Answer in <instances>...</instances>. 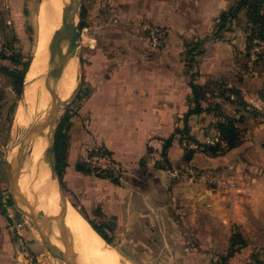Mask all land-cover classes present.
I'll list each match as a JSON object with an SVG mask.
<instances>
[{
    "label": "crops",
    "instance_id": "0c3cea01",
    "mask_svg": "<svg viewBox=\"0 0 264 264\" xmlns=\"http://www.w3.org/2000/svg\"><path fill=\"white\" fill-rule=\"evenodd\" d=\"M14 1L11 14L17 15L25 0ZM131 1L140 2L139 17L168 26L170 34L155 52L145 40L127 41L126 49L111 40L102 48L89 45L78 104L69 117L62 184L77 199L75 209L111 240L116 238L111 233L125 226L162 236L161 225L175 227L183 210L184 235L189 230L201 246L224 254L237 234L245 244L227 264H248L264 248V122L237 104L233 93H221L238 90L247 105L263 101L264 70L247 72L241 63L246 35L224 40L211 34L219 16L237 0ZM188 36L203 39L193 69L184 58ZM192 83L202 110L188 116L191 134L201 140L205 124L237 117L241 142L236 147L217 155L197 151L185 156L176 130L195 105ZM92 139L123 165L122 179L86 169L85 143ZM188 163L211 171V179H173L167 173ZM5 165L8 159L0 152V179ZM5 197L0 196V264H44L32 260L42 244L26 225L16 227L21 219Z\"/></svg>",
    "mask_w": 264,
    "mask_h": 264
},
{
    "label": "rangeland",
    "instance_id": "374dc122",
    "mask_svg": "<svg viewBox=\"0 0 264 264\" xmlns=\"http://www.w3.org/2000/svg\"><path fill=\"white\" fill-rule=\"evenodd\" d=\"M14 2V0H0V64L12 65L15 67V64H13L10 59L11 57H14V59H16V65L18 68H21V63H24L28 60L29 68L37 47V14L39 3L41 2V0H25L22 3L20 2L17 8V11L19 12L17 15L11 14V7ZM139 4V1L131 0H81L77 13H81V10L84 8L86 10V14L84 17L76 16L75 22L80 21L81 23L78 50L81 55L82 67L84 62L83 57L86 50H88L89 45H96L102 48L104 47V45H106L105 43L107 41L111 40L119 43L120 46L124 45L123 47L124 49H126L125 47L127 46V44L125 43H127V41L135 39L145 40L147 42L149 51L155 52L161 50L165 46L168 35L170 34L168 26L153 22L150 18L147 17H139L136 14L138 10H141V6ZM262 5H264V3ZM217 24H219V22H217ZM217 26L213 29L211 34H215L219 38H223L224 40H230L233 35L235 37L239 34L245 35V30L248 27L246 18L242 13H240L236 18L229 16L225 26L221 29H218ZM149 27H159L163 31L164 40L162 46L158 48L151 47L148 29ZM186 41L188 44V48H185L186 50L184 58L187 63L186 65H190L193 69L195 66V61L199 56L203 39L199 37L188 36ZM49 43L45 44V47L48 51ZM61 43L62 53H64L67 51V41L63 40ZM195 45H197L196 49L187 52L190 47L192 48ZM240 54L241 55H239L238 57L239 59H241V63H243L247 67L245 69L247 72H250L251 70L261 72L262 70H264L263 57L253 59L249 55L247 47L244 48V50ZM3 56H5V58H3ZM67 59H70L72 61L75 68L77 65L74 80L75 83L76 78L79 76L78 59L76 56L70 55L67 56V58L64 60L65 62H63L60 67L57 66L58 75L57 77H52L50 79L51 86L52 84L57 83L60 79L63 70L67 66ZM57 67H53L52 69L48 70L49 66L47 65V61L43 60L41 69L36 72L37 86L34 90L30 91L29 94H31L35 90H38V84L43 83V78L48 75L50 71L55 70ZM15 79L16 77L11 78L7 73L0 70V152L5 158L8 152L9 158H12L14 155V152H11L10 150V144L12 143L11 141H13L14 138L15 130L13 129L15 114L18 109H22L23 104H26L25 101L24 103L21 102L23 100L22 97H25L22 95L24 79L21 89L18 93L14 90L12 84L14 83ZM43 87L45 88L44 83ZM219 87L220 89H223L221 86ZM38 96H40V94H38L36 97ZM56 98V95L54 97H51L50 105L51 102ZM77 104L78 98L76 96L67 108H61L59 110V122L57 124L56 131L62 118L65 115H72ZM248 110L250 111V113H253V116H256L260 120L261 116L255 110ZM53 146L55 148V143L53 144ZM16 155L17 154H15V157ZM11 158L10 161L13 162ZM30 168V165L23 166L21 169V174H24V172L28 173ZM11 173L12 170L10 168V165H5L3 178L0 179V196L5 195L6 200H9L10 204L12 205L10 195ZM49 175L51 177L50 172ZM19 179V191L23 193L25 197H27L31 205H35L34 207L38 208L39 199L37 198L38 195L39 198L40 196H42L41 189L39 188V186H33L30 184L20 186ZM47 188L48 187H46L45 189L46 197L44 212L48 206ZM51 188L52 192L54 193V195L51 196V203H54L56 202L58 197L60 199L55 178H51ZM63 189L67 202H69L74 208L79 210L77 199L73 197V195H71L69 192H67L64 185ZM18 198L19 197L17 196V199ZM57 204L58 202L56 203V206ZM24 208L26 209V207ZM183 212V210L181 212H178V215L180 217H178V223L175 227L170 228L166 225H161L163 234L161 235L163 237L159 236L156 232L153 233L149 230L148 232H141L135 227L127 228L125 226L124 228L118 229L114 233H111V235H114L116 238L112 239V244L110 245L117 250V252L120 254L121 261L125 264H227L228 257L226 256V254L229 252L231 247L228 248L224 254H221L220 252H218L217 248L213 246H201L199 241L195 240L193 238V235L191 236V234H189V230L186 235L183 234L186 229L183 222L185 213ZM19 218L23 220L20 215ZM25 225L40 241L36 230L33 229L28 223H25ZM53 242H56L55 244L57 245L56 240L53 239ZM32 260L36 262L39 260L44 264H62L58 259L52 257L43 245L41 252L34 254Z\"/></svg>",
    "mask_w": 264,
    "mask_h": 264
},
{
    "label": "bare ground",
    "instance_id": "6f19581e",
    "mask_svg": "<svg viewBox=\"0 0 264 264\" xmlns=\"http://www.w3.org/2000/svg\"><path fill=\"white\" fill-rule=\"evenodd\" d=\"M68 2L69 0H41L39 3L37 14V47L24 77L23 96L25 97H22L24 99L21 102L24 103L25 101L26 104H23L22 109H18L15 114L14 138L12 137L13 141H11L12 143L10 142V150L14 152V155L10 158L14 160L15 154H18L20 148L23 146L27 155L25 156L22 167L30 165L31 168L28 173L24 172V174H21L19 185L25 186L30 184L39 186L42 191V196L39 198L38 195L37 199H39V204H37L39 206H37L43 211L45 209V189L48 187V206L45 213L56 216L53 224V229L56 233L61 231L63 234L68 235L69 240L73 243L72 248L76 256L77 264H125L121 261L120 254L117 250L106 243L69 202H66V205H64L60 201L61 198L59 199L58 197L56 202L51 203V196L54 193L51 188L50 171L47 163L43 159V151L50 134V126L40 130L47 119L51 95L43 87V83L39 84L38 90L33 91L31 94L29 92L37 86L36 72L41 69L43 60L47 61L49 52L55 53L57 51L58 54L62 52L61 42L63 39L57 46H49V51L46 49L45 44L49 43L61 28L66 15L64 7ZM67 60V66L63 70L60 79L51 86L52 94L54 96L56 95L62 101H66L69 98L77 81L76 78L74 83L77 65L75 68L72 61L70 59ZM38 94L40 96L36 97ZM33 126L36 127V130L29 137H26L27 131ZM57 202L58 204L56 206ZM53 243L55 244L56 242ZM57 246L61 247L58 242Z\"/></svg>",
    "mask_w": 264,
    "mask_h": 264
},
{
    "label": "water",
    "instance_id": "95a60500",
    "mask_svg": "<svg viewBox=\"0 0 264 264\" xmlns=\"http://www.w3.org/2000/svg\"><path fill=\"white\" fill-rule=\"evenodd\" d=\"M80 2L81 0H69L67 5L64 7L66 11V17L63 20L61 28L49 43V46L55 47L59 44V42L62 39L66 40L67 51L65 53L60 52L59 54L57 51H56L57 53L49 52L47 57V65L49 66L48 68L49 70L52 69L53 67L54 68L57 66L60 67V65L64 62L67 56L70 55L76 56L78 59L79 76L77 77V81L74 89L72 90L69 98L66 101H62L56 98L51 102V105L47 112V119L40 128V130H43L45 127L50 126V134L46 140L47 143L43 151V159L48 164L49 171L51 173V178H55L58 193L64 205H66L67 200L65 199L64 189L61 179L59 178L55 168V163L53 158L54 155L53 144H54L57 124L59 122L58 121L59 110L61 108H67L69 106V104L73 101V99L78 95L83 82L82 60L78 50L81 23L80 21L75 22V17L76 16L80 17V13H77ZM58 67L55 70L50 71L49 74L43 78L44 86L51 95V97L52 96L54 97V95L51 92L50 79L52 77H57ZM23 88H22V95H23ZM35 130H36L35 126L30 127L29 130L27 131L26 137H29L31 133H33ZM26 155L27 154L23 146L20 148L13 162L10 161L8 153L6 155L8 159V163L12 170V173L10 174V195H11L12 205L15 211L17 212V214L20 215L21 218L26 223H28L33 229L36 230L42 245L47 249V251L50 253L52 257L58 259L62 264H77L76 256L72 248V243L69 240L68 235L63 234L61 231L55 233L53 229V224L54 221L56 220V216L46 214L43 210L39 208H35L33 205L29 203L27 197H25L23 193H21L18 189V179L21 174L23 161ZM17 196L19 197L18 198L19 200L17 199ZM24 207H26V209ZM53 239L56 240L61 245V247L54 244Z\"/></svg>",
    "mask_w": 264,
    "mask_h": 264
},
{
    "label": "trees",
    "instance_id": "16d2710c",
    "mask_svg": "<svg viewBox=\"0 0 264 264\" xmlns=\"http://www.w3.org/2000/svg\"><path fill=\"white\" fill-rule=\"evenodd\" d=\"M264 3V0H237L234 5L228 8V11L222 13L219 16V24H217L218 29H221L225 26L228 17H237L240 13H242L247 22V29L246 31V41L248 48L252 39L255 37H261L264 34V26H263V19L260 14V8L262 4ZM86 14V10L83 8L81 10L80 16L84 17ZM83 25V23H82ZM197 45L193 46L192 48L188 49L187 52L193 51V49H196ZM5 58V56H3ZM8 58V57H7ZM11 62L15 64V67L12 65H5L0 64V70L4 71L8 74L9 77L14 78L16 77L13 84L14 90L18 93L21 89L22 82L25 76V73L28 70L29 60L21 63V68H18L16 65V59L14 57L10 58ZM192 76H194V73H192ZM191 88L193 91V99L195 102V105L184 115V126L182 129H177L176 134L179 137L180 143L182 137H187L189 139H192L194 141H200L199 139L195 138L190 131V128L187 123L188 116L193 113H199L202 108L198 101V95H197V87L194 83L191 84ZM233 93L235 96V100L237 101V104L241 105L244 108H247V104L242 101V99L238 95V90H229L227 88L224 89V91L221 93V96H224L225 93ZM226 95V98H229V95ZM211 110H215V108L212 107ZM70 115H65L60 124L58 125V129L55 134V148H54V163L55 168L57 171V174L59 178L61 179L62 172L64 170V167L66 165V150H67V143H68V134L67 130L70 124L69 121ZM240 119L237 117H230V116H221L217 120L213 121V123L216 125V127L220 130L221 137L223 139V144L220 143H214V144H201L202 148L199 150H191L183 147L185 151V156H191L193 153L197 151L205 152L209 155H217L219 153L225 152L229 149H232L238 145V143L241 142V133L240 129L238 127ZM171 142V138L166 140V146ZM188 159V158H187ZM193 165V164H192ZM193 167L199 171L204 170L203 168L197 167L193 165ZM62 182V180H61ZM10 204V201H7ZM89 224L92 226V228L104 239V241L108 244H112V240L107 238V235L102 230V228L92 222L89 221ZM230 247L231 249L226 254L227 257L232 255L240 245L245 244V240H243L239 235L233 234L230 240ZM235 245H237L235 247ZM229 247V248H230ZM248 264H264V248L262 249L261 257H259L258 254H253L252 261Z\"/></svg>",
    "mask_w": 264,
    "mask_h": 264
},
{
    "label": "built area",
    "instance_id": "2783aa9c",
    "mask_svg": "<svg viewBox=\"0 0 264 264\" xmlns=\"http://www.w3.org/2000/svg\"><path fill=\"white\" fill-rule=\"evenodd\" d=\"M260 14L264 26V5L260 8ZM148 29L151 47L158 48L162 46L164 40L163 31L159 27H149ZM248 52L253 59L259 57L264 58V34L261 37H255L252 39L248 47ZM248 109L255 110L261 116L260 121L264 122V101H251L248 105ZM202 130L203 135L199 142L187 137H182L181 145L187 149L199 150L202 148L201 144H223L220 130L216 127L213 121L205 124ZM84 164L90 173L111 180L122 179L124 173L123 165L113 157L102 143L94 139L85 143ZM167 173L173 179H188L189 181H195L201 178L209 181L212 177L211 171H199L189 163L179 167L168 168ZM25 223L24 220H21L16 223V227H22Z\"/></svg>",
    "mask_w": 264,
    "mask_h": 264
}]
</instances>
